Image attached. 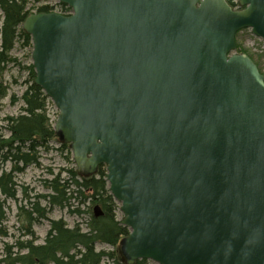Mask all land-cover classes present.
Here are the masks:
<instances>
[{
    "label": "water",
    "instance_id": "1",
    "mask_svg": "<svg viewBox=\"0 0 264 264\" xmlns=\"http://www.w3.org/2000/svg\"><path fill=\"white\" fill-rule=\"evenodd\" d=\"M60 1L23 22L35 84L78 174L106 166L123 262L264 264V74L233 53L264 0Z\"/></svg>",
    "mask_w": 264,
    "mask_h": 264
},
{
    "label": "trees",
    "instance_id": "2",
    "mask_svg": "<svg viewBox=\"0 0 264 264\" xmlns=\"http://www.w3.org/2000/svg\"><path fill=\"white\" fill-rule=\"evenodd\" d=\"M27 1L0 0V9L4 14V22L0 29V101L6 97L2 75L5 66L13 59L10 52L18 35L24 36L25 40L31 43L30 35L22 29V24L28 15ZM62 6L66 7L64 4ZM50 10L48 6L38 9V11ZM31 69L35 79L32 66ZM22 98L25 103V113L8 119L6 129L10 133L9 137H6L7 134H4L0 128V164L12 163L10 170H4L0 174V220L5 217L4 202L7 199H16L18 188L16 175L24 171L26 166L38 163L36 148L42 146L38 138L46 141L55 134L48 124L49 120L44 111L48 97L33 79ZM68 171L67 180L62 178L61 173L49 180L50 193L30 196L27 198L29 207L27 205L19 207L22 213L28 215L29 227L26 234L33 235L32 226L47 214L46 208L41 206V200H47V204L51 206L69 208L72 199L82 197L81 204L90 199L91 203L101 207L103 214L95 217L93 211L87 231H83L79 225L69 228L62 220H52L44 244L36 245L32 240L19 243L20 249H26V253L20 250L14 254L12 246L7 245L0 264H126L118 257L117 247L130 231L116 219L114 211L117 205L108 188L106 166H100L97 173L89 177L80 176L76 169ZM71 212L78 215L81 214V209L74 208ZM3 233L0 229V234ZM100 243L108 244L116 250L108 252L97 250V245ZM135 264H148V260H138Z\"/></svg>",
    "mask_w": 264,
    "mask_h": 264
},
{
    "label": "rangeland",
    "instance_id": "3",
    "mask_svg": "<svg viewBox=\"0 0 264 264\" xmlns=\"http://www.w3.org/2000/svg\"><path fill=\"white\" fill-rule=\"evenodd\" d=\"M231 1L236 4V9L243 7L237 5L239 0ZM26 5V12L28 14L38 12V9L44 6L52 8L50 11L53 12H60L66 15L72 13V11L68 12L67 8L63 7L59 0H28ZM3 22L4 14L0 9V29ZM25 39L24 36L18 35L13 49L10 52L13 59L5 66V71L2 75L4 86L6 87V97L0 101V128L4 134H7L6 137H9L10 134L6 129L8 119L25 113V103L22 96L24 91L31 85L32 79L34 80L31 69L32 66L35 72L32 59L33 42L28 43ZM236 44L237 47L234 52L248 54L258 63L262 74H264V40L254 35L250 28H245L237 32ZM44 111L49 120L48 124L55 134L46 141L38 138L39 143L42 144V146L36 148L39 156L38 163L26 166L24 171L16 175V182L18 184L16 199H7L4 202L7 209L6 220L2 225V231L4 233L2 235L0 234V259H3L5 256L7 245L12 246V252L14 254L20 250L22 253H26V249H20V246H18L19 243H26L32 240L36 245L44 244L52 220H62L69 228L79 225L84 231L89 229L88 223L93 215V207L96 205V203H91L90 199L84 204H81L82 197H79L80 199H72V205L69 208L58 205L51 206L47 204V200H41V206L46 208L47 214L45 218H39L34 223L32 226L33 235L26 234V230L29 227L28 215L27 213H22L19 207L22 205L28 206L27 198L30 196L50 193L49 180L54 179L57 174L61 173L62 178L67 180L69 178L68 170L76 169L77 171L70 144L62 142L55 131L59 110L51 98L47 99ZM11 165V162L0 164V174L4 170H10ZM2 198L4 197L2 196ZM115 203L117 206L114 213L116 219L121 223V219L123 218V213L120 209L121 203L116 200ZM74 208H80L81 214L75 215L72 213L71 210ZM128 230L130 231L129 228ZM117 248V255L122 261L120 246ZM97 250H105L108 252L116 249L108 244L100 243L97 245ZM148 264L158 263L148 260Z\"/></svg>",
    "mask_w": 264,
    "mask_h": 264
},
{
    "label": "flooded vegetation",
    "instance_id": "4",
    "mask_svg": "<svg viewBox=\"0 0 264 264\" xmlns=\"http://www.w3.org/2000/svg\"><path fill=\"white\" fill-rule=\"evenodd\" d=\"M3 172V171H2ZM1 172V173H2ZM6 206H5V203H4V210H5V213H4V218L2 219V220H0V229L2 230V225H3V223L5 222V220H6Z\"/></svg>",
    "mask_w": 264,
    "mask_h": 264
},
{
    "label": "bare ground",
    "instance_id": "5",
    "mask_svg": "<svg viewBox=\"0 0 264 264\" xmlns=\"http://www.w3.org/2000/svg\"><path fill=\"white\" fill-rule=\"evenodd\" d=\"M148 260V259H147Z\"/></svg>",
    "mask_w": 264,
    "mask_h": 264
},
{
    "label": "built area",
    "instance_id": "6",
    "mask_svg": "<svg viewBox=\"0 0 264 264\" xmlns=\"http://www.w3.org/2000/svg\"><path fill=\"white\" fill-rule=\"evenodd\" d=\"M238 3V2H237Z\"/></svg>",
    "mask_w": 264,
    "mask_h": 264
}]
</instances>
